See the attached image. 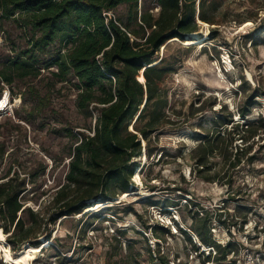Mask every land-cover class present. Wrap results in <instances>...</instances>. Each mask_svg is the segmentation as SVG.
<instances>
[{
  "label": "rangeland",
  "instance_id": "1",
  "mask_svg": "<svg viewBox=\"0 0 264 264\" xmlns=\"http://www.w3.org/2000/svg\"><path fill=\"white\" fill-rule=\"evenodd\" d=\"M207 1L218 24L198 22L203 44L188 46L172 39L158 52L173 69L163 78L164 112L171 123L153 133L156 150L149 158L142 142L143 158L133 160L144 168L132 178L131 193L92 202L80 213L49 224L50 240L38 238L44 248L31 263L24 247L32 237L12 248L10 233L0 228V264H160L159 253L168 264H264V0ZM114 14L125 18V7L120 5ZM38 34L0 17V70ZM68 47L57 40L49 51L65 53ZM52 71L55 65L26 78L48 98L47 107L33 112L34 103L23 104L19 95L8 94L9 103L0 111V182L16 173L25 177L22 202L42 222L53 212L49 201L65 183L80 133L92 135L97 116L92 105L90 115L77 107L80 89L73 75L60 80ZM1 85L0 98L9 93ZM10 88L25 89L17 80ZM5 101L6 96L0 106ZM247 124L253 135L243 132ZM233 128L244 139L235 135L232 142L234 152L235 147L244 149L237 155L239 162L230 156L225 140L207 157V171H191L202 137L220 132L229 139ZM23 217L28 226L32 216ZM192 227L206 230L218 249L202 244Z\"/></svg>",
  "mask_w": 264,
  "mask_h": 264
},
{
  "label": "trees",
  "instance_id": "2",
  "mask_svg": "<svg viewBox=\"0 0 264 264\" xmlns=\"http://www.w3.org/2000/svg\"><path fill=\"white\" fill-rule=\"evenodd\" d=\"M196 1L0 0V17L12 18L23 31L29 26L39 33L36 37L32 35L28 47L19 56L8 59L0 70V93L4 82L10 96L19 95L23 104L34 103L31 111L47 107L48 98L41 96L26 78L38 76L42 68L55 65L52 76L65 80L71 73L77 80L80 89L77 107L88 115L91 105L97 110L93 134L80 133V141L70 153L65 183L52 195L49 203L54 208L46 221L38 220L39 214L22 202L25 177L16 173L15 177L0 182V228L10 233L12 248L32 237L31 244L24 247L29 263L43 251L44 246L40 249L39 245L50 240L49 224L80 213L92 202L109 201L126 191L131 193L128 188L133 184L132 178L144 168L133 160L140 157L142 142L149 158L156 150L151 144L153 133L171 123L164 112L167 97L163 78L173 69L163 57H158L160 48L172 39L188 46L203 44L196 32L199 23L218 24L215 15L209 13L211 2L198 0L196 9ZM120 5L126 9L125 18L114 14ZM154 7L158 8L156 14L151 12ZM57 40L69 46L65 53H60L59 48L55 53L49 51ZM15 80L25 87L24 91L10 90ZM234 128L229 139L220 132L205 134L194 150L195 165L191 171L196 174L207 171V157L220 150V143L225 140L230 156L237 157L244 149L235 147L234 152L232 142L235 135L244 139ZM243 132L253 135L252 125L247 124ZM202 176L211 181L209 175ZM25 213L32 216L28 226ZM191 230L202 244L218 249L219 244L210 239L206 230L199 227ZM183 233L192 243L187 231ZM41 236L46 239L40 243ZM158 259L160 264H168L160 253Z\"/></svg>",
  "mask_w": 264,
  "mask_h": 264
},
{
  "label": "bare ground",
  "instance_id": "3",
  "mask_svg": "<svg viewBox=\"0 0 264 264\" xmlns=\"http://www.w3.org/2000/svg\"><path fill=\"white\" fill-rule=\"evenodd\" d=\"M4 96H6V101H5V104H4L3 106H0V111L3 110V109L7 106V104L9 103L8 96H7V92L3 95V97H4ZM3 97L0 98V103H1V101H2V99H3ZM21 246H22V245H21ZM21 246H20V247H21Z\"/></svg>",
  "mask_w": 264,
  "mask_h": 264
},
{
  "label": "water",
  "instance_id": "4",
  "mask_svg": "<svg viewBox=\"0 0 264 264\" xmlns=\"http://www.w3.org/2000/svg\"><path fill=\"white\" fill-rule=\"evenodd\" d=\"M131 130V129H130ZM22 245V243L18 244V248Z\"/></svg>",
  "mask_w": 264,
  "mask_h": 264
},
{
  "label": "built area",
  "instance_id": "5",
  "mask_svg": "<svg viewBox=\"0 0 264 264\" xmlns=\"http://www.w3.org/2000/svg\"><path fill=\"white\" fill-rule=\"evenodd\" d=\"M6 92H7V91H6ZM6 92H5V93H6ZM8 94H9V93L7 92V96H8Z\"/></svg>",
  "mask_w": 264,
  "mask_h": 264
}]
</instances>
